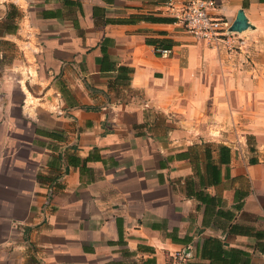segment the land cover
<instances>
[{
    "label": "crops",
    "instance_id": "0c3cea01",
    "mask_svg": "<svg viewBox=\"0 0 264 264\" xmlns=\"http://www.w3.org/2000/svg\"><path fill=\"white\" fill-rule=\"evenodd\" d=\"M186 1L0 0V264H264V0Z\"/></svg>",
    "mask_w": 264,
    "mask_h": 264
},
{
    "label": "built area",
    "instance_id": "2783aa9c",
    "mask_svg": "<svg viewBox=\"0 0 264 264\" xmlns=\"http://www.w3.org/2000/svg\"><path fill=\"white\" fill-rule=\"evenodd\" d=\"M224 0H188L177 10V20L185 30L197 40L204 41L210 45L225 43L233 50L234 47H241L244 40L239 38L237 33L228 31V23L225 19L215 16L212 10L217 8ZM174 0H169L173 6ZM174 8V7H173ZM161 55H168L170 49L156 47ZM55 183L50 185L47 205L55 195ZM168 264H190L187 254L183 251L171 253Z\"/></svg>",
    "mask_w": 264,
    "mask_h": 264
},
{
    "label": "water",
    "instance_id": "95a60500",
    "mask_svg": "<svg viewBox=\"0 0 264 264\" xmlns=\"http://www.w3.org/2000/svg\"><path fill=\"white\" fill-rule=\"evenodd\" d=\"M251 26L245 13L241 10L239 11L235 21L229 26L228 31L234 33H241Z\"/></svg>",
    "mask_w": 264,
    "mask_h": 264
},
{
    "label": "rangeland",
    "instance_id": "374dc122",
    "mask_svg": "<svg viewBox=\"0 0 264 264\" xmlns=\"http://www.w3.org/2000/svg\"><path fill=\"white\" fill-rule=\"evenodd\" d=\"M237 35H238V33H237ZM243 45H244V44H241V47H242ZM241 47H234V48H235V49L238 48L237 50H240ZM8 50H9V57L11 58V56H13V53H14L13 50H15V49H12L11 47H9ZM24 54H25V52H24ZM24 54H23V55H24ZM25 55H26V54H25ZM28 59H29L28 56H26V62H27V63H29V62H28ZM11 60H13V59L11 58ZM10 62H11V61H10ZM24 73H25V75H26L27 72H24Z\"/></svg>",
    "mask_w": 264,
    "mask_h": 264
},
{
    "label": "trees",
    "instance_id": "16d2710c",
    "mask_svg": "<svg viewBox=\"0 0 264 264\" xmlns=\"http://www.w3.org/2000/svg\"><path fill=\"white\" fill-rule=\"evenodd\" d=\"M7 29L9 30L10 28H7ZM56 181H57V180H52L51 183L54 184Z\"/></svg>",
    "mask_w": 264,
    "mask_h": 264
}]
</instances>
